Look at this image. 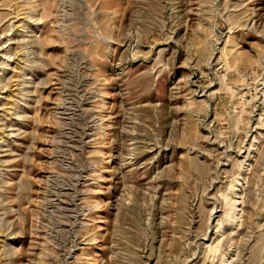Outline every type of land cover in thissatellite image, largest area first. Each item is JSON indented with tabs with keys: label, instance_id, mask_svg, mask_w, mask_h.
<instances>
[{
	"label": "rangeland",
	"instance_id": "1",
	"mask_svg": "<svg viewBox=\"0 0 264 264\" xmlns=\"http://www.w3.org/2000/svg\"><path fill=\"white\" fill-rule=\"evenodd\" d=\"M0 264H264V0H0Z\"/></svg>",
	"mask_w": 264,
	"mask_h": 264
}]
</instances>
